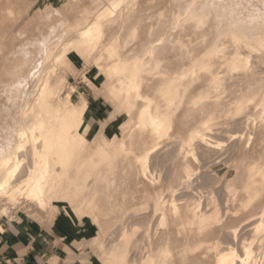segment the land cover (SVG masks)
Returning a JSON list of instances; mask_svg holds the SVG:
<instances>
[{
    "label": "bare ground",
    "instance_id": "bare-ground-1",
    "mask_svg": "<svg viewBox=\"0 0 264 264\" xmlns=\"http://www.w3.org/2000/svg\"><path fill=\"white\" fill-rule=\"evenodd\" d=\"M136 1L114 0L105 3L99 10L97 9L98 12L94 13L91 19L73 22L74 29L62 38L57 51L47 52V57L53 59L51 66L53 68L51 71L42 70L40 72L37 88L33 91L32 96H27L20 111V125L14 133L13 147L6 149L4 156L0 158V198L5 199L6 203L8 201L12 204L23 199L22 201L37 211H46L54 199L70 203L72 193L85 191L91 185L90 183H96L97 178H101L103 173L106 175V173L117 169L121 157L124 161L126 156L134 153L139 171L137 176L139 175V178L141 177L143 180L146 179L151 185L165 180L172 193L170 200L163 197L158 191L150 194L149 198L152 199L153 209L158 212L157 222H155L157 228L154 227L155 230L152 231L147 228V233H144L151 238L150 234L154 231L153 236L159 235L161 239L159 244L153 245L152 243V248L142 257L140 264H203V260L200 261L199 257L191 256L200 249H204L203 258H213L210 264H264V154L254 157L253 160L245 158L248 162L246 160L242 165L244 172H238L242 174L239 176L241 179H237L238 173H234L237 178L233 176L235 180H227L224 209L215 200L218 198V193L216 197L212 194L215 192L210 188L213 187V183H211L212 186L208 185L211 191H208L209 188L206 192L204 191L205 196L211 195L209 196L211 201L206 199L211 203H206V205L204 202L206 208L204 205V207L200 206L202 205L198 200L201 198L200 196L195 197L197 199L192 198V201L186 198L188 201L184 202H180L182 194L177 196V191L181 189L188 191L189 188L190 192H194L191 195H195L198 191V188L197 191L193 190L194 186L192 185L195 182H191L190 175L192 177L195 175L191 173L193 168L187 161V153L182 155L183 150L188 148L187 152L194 155V152L196 154L195 149H211L213 141L207 136L208 131H204V127H200L199 124H195L194 128L192 127L193 129H190L191 131L186 134L177 129L175 112L181 104L179 100L178 102L176 100L183 98V93L190 86V83L187 88L184 85V80L189 73H196L197 79L205 75L207 82L212 87L216 82L220 83L215 59L226 58L225 48L221 47L217 41L207 51H197L194 47H188L183 53L181 50L178 54L180 59L187 60V63H183L179 70L170 74L169 70L160 69V59L155 57V51L160 48L159 42L150 45L143 44L141 51L140 47H137L140 41L137 38V42L130 47L121 45L124 38L122 37L121 42L120 30H123L134 18L136 12L133 5ZM196 1L195 5L191 0L192 4H190L194 6L189 10V13H203L202 8L209 6V3H206L207 0L205 2ZM180 14L173 17L174 23L177 25H180ZM242 22L238 25L239 29L245 25V23L241 25ZM231 28L233 27H230L228 33L234 32V29ZM132 34H135L134 31ZM242 35L232 33L231 37L235 42V47L227 59L231 61L232 68L241 66L242 71L247 73V69L252 63L251 55L257 58L264 55V35L258 38L259 46L249 42L255 37L250 38L245 34ZM240 43H245V47L250 49L248 54H243V50H239V48H243V46L240 47ZM72 56L88 60L87 63L95 65L98 75L107 80V92L117 103L118 108L127 115L135 112L133 116L119 125L123 137L127 136L128 142L124 141V138L120 139L117 131L112 127L109 129V138L105 137L103 132L99 138L96 137L97 132L95 135L93 134L94 127L90 120L92 111L85 97L80 95L73 100L71 91L66 92L65 97H60L59 85L52 84L51 75L53 74L51 73L57 69V65L69 66V59ZM150 77L159 79V84L153 90L148 82ZM193 80H196V77L191 78L190 82ZM62 81H65L64 75L57 79L59 84ZM262 93L260 96H263L264 93ZM205 94L203 95L205 96ZM196 97L198 95L194 97V100ZM257 99L259 100V98ZM249 101L251 100L247 98L242 99L239 102L237 113H240ZM204 102L196 100L193 104L202 106ZM261 105L264 106V102H261ZM226 107L229 106L226 105ZM30 115L32 119L29 123L27 118ZM209 120L211 119L209 118L207 121ZM131 121L133 122L130 123ZM124 123L130 124L129 129L123 126ZM205 127L208 126L205 125ZM173 129H175L171 140L173 143H170L174 146L170 150L162 149V152L168 154L167 160L172 164L171 169L175 168L173 164L176 165L177 159H182L179 164L182 168L180 167L181 171L178 168L180 171L177 172L178 174L172 173L174 169L171 170L166 178L158 167L153 164L151 166V159L159 155L160 141L171 135L170 131ZM135 136L141 141V146L136 152H133L132 145ZM96 138L97 140H95ZM91 143H94L93 147H90ZM24 156H29V162L26 165L23 162ZM100 172L101 174H99ZM170 177L171 179H169ZM194 178L191 179L194 180ZM92 180L93 182H91ZM211 181L209 180L208 183L210 184ZM108 182L112 183L111 180ZM207 191L210 193L208 194ZM187 194L184 193L182 196L187 197ZM205 196L203 197L205 198ZM90 200L89 197H85L82 202H90ZM237 201L240 202L239 205L234 208L235 210H231L229 203ZM7 209L5 203H0V231H4L7 227L8 222L1 218L2 214H7ZM89 209L95 211V207L90 204L72 206V210L77 216H82ZM256 217L259 220L258 222L253 221L256 223L253 224L254 227L247 228L252 238L246 242L247 236L246 239L240 237L242 235L239 234L241 227L239 224H245ZM232 220H238L239 223L230 224ZM146 222L148 224L150 221ZM225 223H227L226 227L223 226ZM158 229H161L160 232H157ZM134 232L132 229L128 230L123 227L116 242L112 240L114 243L101 248L103 264H129V262L132 264L128 252L134 241ZM226 236L230 239H226ZM248 237L250 236L248 235ZM239 251L242 254H239Z\"/></svg>",
    "mask_w": 264,
    "mask_h": 264
},
{
    "label": "rangeland",
    "instance_id": "rangeland-1",
    "mask_svg": "<svg viewBox=\"0 0 264 264\" xmlns=\"http://www.w3.org/2000/svg\"><path fill=\"white\" fill-rule=\"evenodd\" d=\"M113 1L0 0V158L4 156L6 149H12L13 147L14 133L20 125V111L27 96H32L33 91L37 88L40 72L42 70L51 71L53 68L51 67L53 59L47 57V52L57 51L62 38L74 29L73 22L91 19L92 15L98 12L105 3ZM192 1L195 5L197 4L196 0ZM198 1L205 2L206 0ZM190 3L192 4L191 0H137L133 5L136 14H134L131 22L123 30H120L122 33L120 32L121 39H119L122 42L124 38L121 45L125 47H130L137 42L136 38L139 39L137 47H140V51L143 44L150 45L159 42L160 48L155 51V57L160 59V69L169 70L170 74L179 70L183 63H187V60L180 59L178 56L181 50L183 53L186 48L194 47L197 51H207L216 41L221 44V47L225 48L226 58L223 60L215 59L220 83L216 82L212 87L207 82L205 75L197 79L196 73H189L184 80V85L187 88L188 83H190V86L186 92H182L183 98H177L176 101L179 100L181 105L175 112V126L182 133H188L194 128L195 124H199L200 127H204V131H208L207 136L214 142L211 141V146L212 144L214 146L211 149H195L196 154L194 152V155L187 152L189 151L188 148H185V151L183 150L182 155L185 152L187 153L188 160H186L192 166L193 171L196 170L194 173L191 172L195 176L190 175V180L195 182L192 185L195 187H193V190L197 191L198 188V191L195 195H191L193 191L190 192L189 188L188 191L186 189L178 190L177 196L184 193L189 194V196L186 195L187 197L180 195L182 197L180 202L187 199L192 201V198L197 199L200 196L201 198L198 199L202 204L200 206L206 208V203L211 201L209 197L211 195H206V197L205 192L209 186L214 184V188L210 187L215 191H212L214 192L212 194L216 197L218 193V198L215 200L224 209V199L227 196L225 186L227 180L231 179L233 181L235 180L233 179L235 174L244 172L242 165L247 159L252 158L253 160L254 157L264 154V121L262 122L264 120V117H262L264 116V106L261 105V102H264V55L258 58L251 55L250 59L253 61L251 60L252 63L250 62L251 66L247 69V73L242 71L241 66L232 68L231 61L227 59L231 56L230 52L232 53L235 47V42L232 41L231 37L232 33L234 35L245 34L250 38L255 37L250 39L249 42L252 45L259 46L258 38L264 35V0H207L206 3H209V6L206 5L207 7L202 8L203 13H189V10L194 6H191ZM188 5L191 7H188ZM178 9L179 11H177ZM178 13H181L179 16L181 17L180 25L174 23L173 18ZM241 22V25L243 23L245 25L239 29L238 25ZM133 25L135 29H132ZM230 27H233L231 29H234V32L228 33ZM123 31H126V33ZM133 31L134 35L132 34ZM254 33L259 34L255 35ZM239 45L240 47L243 46L239 50H243V54H248L250 49L245 47V43ZM70 59L72 61L71 65L67 67L57 65V69L51 73L53 74L51 75L52 84L59 85L60 97H65L68 91L73 92L71 94L73 100L80 95L85 97L92 111L90 120L91 125L94 127L93 134L95 135L97 132L96 137L99 138L103 132L104 136L109 138V129L112 127L113 130L117 131L120 139L123 140L124 138V141L128 142L127 136L124 135L123 137L119 125L133 116L135 112L127 115L118 108L117 103L107 92V80L98 75V69L95 65L89 64L87 63L88 60L76 56H72ZM61 75L65 76V81L59 84L57 79ZM189 75L193 79L196 77V80L190 82ZM148 82L151 90H153L159 84V79L150 77ZM204 93H206L205 96ZM261 93L263 96H260ZM194 95H198L195 100ZM245 98L251 101L244 106L240 113H237L239 102ZM196 100L205 101L206 103L204 102L203 107L200 104H193ZM226 105L229 107H226ZM234 107H236L235 110H233ZM207 118L211 120L207 121ZM31 119L32 116L30 115L27 121L30 123ZM127 124L124 123L123 126L129 129L130 124ZM205 125L208 127H205ZM174 131L175 129L170 131L171 135L160 141L161 147L160 145L159 147L161 149H159L161 153L159 152L156 158L151 159V166L153 164V166L158 167L166 178L171 170L174 169L172 173L178 174L182 168L179 165L182 159H177L176 165L173 164L175 168L171 169L172 164L167 160L168 154L162 152V149L170 150L173 148L174 144H171L173 143L171 140ZM93 145L94 143H91L90 147H93ZM140 146L141 141L135 136L132 145L133 152H136ZM245 158L247 159L245 160ZM124 159V161H122L123 157L119 159L117 169L106 173V175L103 173L101 178H97V184L95 182L90 183L91 185L85 191L72 193L70 203L54 199L51 205L48 206L50 208H46V211H37L28 203L22 201L23 199H19V202L12 204L8 201L6 203L5 199L0 198V203H5L8 208L7 214H2L1 218L4 221H13V216L17 211H24L30 216L42 219L56 216L69 219L71 229H75L76 232V242L73 245L76 258L75 261L71 259V264H103L101 248L108 247V244L111 245L116 242L123 227L128 230L132 229L133 232L135 231L134 241L128 252V257L131 259L132 264H140L142 257L152 248V243L153 245L159 244L158 242L161 239L159 235L153 236L154 231L151 233L157 225L155 222H157L158 212L153 209L152 199L149 198L151 197L150 194L152 195L155 191H158L163 197L170 200L172 193L165 180L151 185L146 179L143 180L141 177L139 178V175L137 176L139 171L134 153H130ZM23 162L26 165L29 162V156H24ZM178 168H180V171ZM238 174V178L235 177L241 179L239 176H242V174ZM191 178H194V180ZM237 179L236 181H239ZM109 180L112 183L108 182ZM209 180H212L210 184L208 183ZM201 182H203V185H201ZM205 183H208L207 187L204 185ZM210 188L208 191H211ZM201 190L203 191L201 192ZM196 194L198 195L196 196ZM85 197H89L90 202L83 203L82 199ZM207 198L210 201L206 200ZM204 202L206 205H204ZM230 203V206H228L231 210H235L234 208L240 202ZM86 204L94 206L95 211L89 209L82 216H77L73 212L72 206ZM92 212H94V217ZM256 218H252L245 224H239V227L241 226L239 234L242 235L240 237L243 239L248 238L246 242L252 238L247 228L254 227L255 222L259 220L258 217ZM145 221L151 223L148 222L147 224ZM251 221L255 222L252 223ZM238 223V220L230 222V224ZM149 224L153 228H150L152 226ZM223 226L226 227L227 223ZM147 228L151 230L150 232L148 230L151 233V238L145 234ZM160 230L158 229L157 232H160ZM225 238L230 239L227 236ZM202 252H204V249H200L191 256L196 255L200 261L203 260V264L212 263L213 258H203L204 253ZM129 264L131 263L129 262Z\"/></svg>",
    "mask_w": 264,
    "mask_h": 264
},
{
    "label": "crops",
    "instance_id": "crops-1",
    "mask_svg": "<svg viewBox=\"0 0 264 264\" xmlns=\"http://www.w3.org/2000/svg\"><path fill=\"white\" fill-rule=\"evenodd\" d=\"M69 59L68 65H71ZM67 64V63H66ZM0 233V264H71L75 229L69 219L37 218L17 211Z\"/></svg>",
    "mask_w": 264,
    "mask_h": 264
}]
</instances>
